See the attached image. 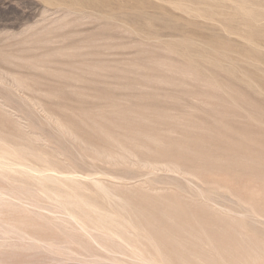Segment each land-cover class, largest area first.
I'll return each mask as SVG.
<instances>
[{"label": "rangeland", "instance_id": "rangeland-1", "mask_svg": "<svg viewBox=\"0 0 264 264\" xmlns=\"http://www.w3.org/2000/svg\"><path fill=\"white\" fill-rule=\"evenodd\" d=\"M0 103V264H264V0H0Z\"/></svg>", "mask_w": 264, "mask_h": 264}, {"label": "bare ground", "instance_id": "bare-ground-1", "mask_svg": "<svg viewBox=\"0 0 264 264\" xmlns=\"http://www.w3.org/2000/svg\"><path fill=\"white\" fill-rule=\"evenodd\" d=\"M4 105L0 103V108L4 111L7 112V110L3 107ZM46 115V112H45ZM49 116V115H47ZM49 123V122H48ZM25 125V124H24ZM61 133V132H60ZM71 133V132H70ZM71 137V135H70ZM33 137H28L29 141L32 140ZM22 139V140H21ZM20 140L14 142V141H10L7 137L3 136L0 134V176L2 179H4L7 182H10L9 180H12L13 182L10 185V188L13 187L14 183L17 181L20 183V185H26L27 187H24L25 190H27L28 192H36L38 191L39 193H43L44 195V202H40L37 198H35L33 195H27L25 193V196H17L14 195L13 191L7 190L3 187H0V205L6 204L8 202H10L11 200H8V198L10 199H15V200H19L21 203H27L30 205H34V206H39L41 208L47 209L49 201L55 200V196H57V194L54 191V188L51 185V181L52 179L55 178L54 175H51L50 172V167H49V161L48 159H43V165H37L34 160L32 158H29V156H36L38 157V154H41L38 152V150L36 149L35 146H33L32 144H28L29 141L24 140L23 138H21ZM114 139V138H113ZM148 139V138H147ZM115 140V139H114ZM113 140V141H114ZM151 140V138H150ZM153 140V139H152ZM79 141V140H78ZM155 141V140H154ZM25 143H27L28 145H26ZM120 147V144H118ZM95 152V151H94ZM98 152V151H97ZM121 153V152H120ZM99 155V154H98ZM107 156V155H106ZM105 156V158H106ZM129 156V154H128ZM134 156V155H133ZM41 157V156H40ZM45 157V156H43ZM121 157V156H120ZM123 157V156H122ZM121 157V158H122ZM131 157V156H130ZM34 158V157H33ZM111 158V156H110ZM109 158V159H110ZM120 158V159H121ZM39 159V158H37ZM116 159V158H115ZM129 159V157H128ZM133 159V157H132ZM123 160V159H122ZM138 160V159H137ZM130 161V160H129ZM140 161V160H138ZM132 162V161H131ZM148 162V161H147ZM146 162V163H147ZM134 163V162H133ZM142 163V162H141ZM145 164V162H144ZM177 164V163H176ZM175 164V165H176ZM39 166L38 167H36ZM53 165V164H52ZM145 165H149V164H145ZM152 165V164H150ZM150 165L148 167H150ZM161 165V164H160ZM51 166V165H50ZM22 167V169H20ZM19 168V169H17ZM52 168V166H51ZM155 168V167H154ZM175 168V167H174ZM159 168H157L156 170H158ZM154 170V169H153ZM166 170V169H165ZM170 171H173L170 169ZM181 172V171H180ZM13 173H19L22 176L28 177L30 179H33V183H31L30 181H26V179H20L18 178L16 180L15 177H13ZM35 173H38L39 175H34ZM178 175V174H177ZM59 176V175H58ZM80 176V175H79ZM82 176V175H81ZM73 178V177H72ZM77 178V175H76ZM83 178V177H82ZM34 181L37 183V187L36 188H30L32 185L34 186L35 183ZM70 182V180H69ZM73 182V181H72ZM65 185V184H64ZM68 185V184H67ZM102 185V184H101ZM61 186V185H60ZM70 186V185H69ZM18 187V186H17ZM77 187V186H76ZM105 187V186H104ZM30 188V189H29ZM78 188V187H77ZM101 188V187H100ZM103 188V187H102ZM87 189V187H86ZM209 189V188H208ZM32 190V191H30ZM76 190V189H74ZM78 191V190H77ZM33 193V192H32ZM85 194V193H84ZM66 196V195H63ZM84 197V196H83ZM40 198V197H39ZM109 200V199H108ZM5 201V202H3ZM88 201V200H86ZM17 202V201H16ZM41 203V204H40ZM59 204V203H58ZM28 205V206H30ZM87 205V204H86ZM85 205V206H86ZM20 207V206H19ZM15 208V206H14ZM94 209V208H93ZM121 209V208H120ZM12 210V209H11ZM16 210V209H15ZM2 210H0L1 212ZM6 211V210H5ZM14 211V209H13ZM45 212V211H44ZM14 213V212H13ZM107 213V212H106ZM11 215V214H10ZM83 216L88 215V214H81ZM257 215V214H256ZM101 217V216H100ZM6 218V217H4ZM24 219V218H23ZM83 219V218H82ZM90 219V218H89ZM88 219V220H89ZM125 219V218H123ZM44 220V219H43ZM2 221V220H1ZM39 221V220H38ZM28 222V221H27ZM25 223V222H24ZM7 226V225H6ZM101 227V225H100ZM6 228V227H5ZM5 228L2 227V229H0V237H2L3 239H6V241L8 240H12V239H21L25 240L27 238H32L34 239L35 237L30 236L29 234L25 233L24 231L21 232L19 231L20 229L17 228L16 226H13L12 229H8L6 230ZM26 228V227H25ZM28 228V227H27ZM106 230V229H105ZM108 230V229H107ZM33 231L35 232L34 228ZM97 231V230H96ZM156 234V233H155ZM132 235V234H131ZM158 235V234H157ZM159 236V235H158ZM38 238V237H37ZM91 238V237H90ZM39 239V238H38ZM37 241V240H35ZM24 242H28V241H24ZM23 242V243H24ZM39 242V241H38ZM165 242V241H164ZM16 243V242H15ZM95 243V242H94ZM175 243V242H174ZM179 243V242H178ZM41 244V243H40ZM43 244V243H42ZM20 245V244H18ZM32 246V245H31ZM37 246V245H36ZM46 246V245H45ZM44 247V246H43ZM47 247V246H46ZM164 247V246H163ZM49 248V247H48ZM31 250V248H29ZM26 251V250H25ZM47 251V249H46ZM155 251V250H154ZM158 251V250H157ZM169 251V250H168ZM215 251V250H214ZM189 252V251H188ZM253 259V258H252ZM205 260V259H204Z\"/></svg>", "mask_w": 264, "mask_h": 264}]
</instances>
